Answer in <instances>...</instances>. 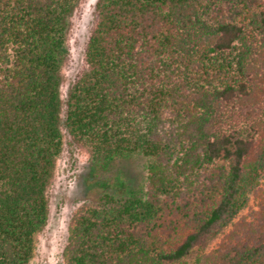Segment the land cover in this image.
<instances>
[{
	"label": "trees",
	"instance_id": "obj_1",
	"mask_svg": "<svg viewBox=\"0 0 264 264\" xmlns=\"http://www.w3.org/2000/svg\"><path fill=\"white\" fill-rule=\"evenodd\" d=\"M79 2L0 0V264L31 259L63 131L98 176L146 159L141 197L102 193L73 218L65 264H175L241 208L264 144V0H96L63 103ZM255 196L200 264H264V184Z\"/></svg>",
	"mask_w": 264,
	"mask_h": 264
},
{
	"label": "rangeland",
	"instance_id": "obj_2",
	"mask_svg": "<svg viewBox=\"0 0 264 264\" xmlns=\"http://www.w3.org/2000/svg\"><path fill=\"white\" fill-rule=\"evenodd\" d=\"M96 0H80L74 9L67 30L68 57L61 68L60 96L64 103L68 89L85 71L84 50L96 25ZM264 71V69H263ZM64 110V108H63ZM246 163L249 183L244 191L243 204L232 220L214 229L205 245L193 249L175 264H200L206 255L221 243L241 221L247 220L256 209V192L264 184V144L255 141V147ZM146 159L134 154L115 159L98 176L92 168L89 153L63 131V145L47 192L48 220L34 236V247L28 264H65L70 243L73 218L102 193H132L141 197Z\"/></svg>",
	"mask_w": 264,
	"mask_h": 264
}]
</instances>
